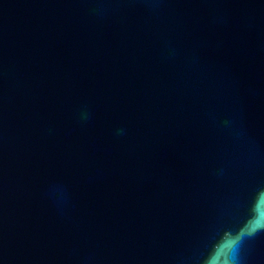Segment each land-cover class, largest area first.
Returning a JSON list of instances; mask_svg holds the SVG:
<instances>
[{
  "label": "water",
  "instance_id": "95a60500",
  "mask_svg": "<svg viewBox=\"0 0 264 264\" xmlns=\"http://www.w3.org/2000/svg\"><path fill=\"white\" fill-rule=\"evenodd\" d=\"M264 104V0H141Z\"/></svg>",
  "mask_w": 264,
  "mask_h": 264
},
{
  "label": "clouds",
  "instance_id": "9594fccd",
  "mask_svg": "<svg viewBox=\"0 0 264 264\" xmlns=\"http://www.w3.org/2000/svg\"><path fill=\"white\" fill-rule=\"evenodd\" d=\"M260 232H264V189L254 194L247 219L235 231L225 229L214 239L202 264H241L244 242Z\"/></svg>",
  "mask_w": 264,
  "mask_h": 264
}]
</instances>
